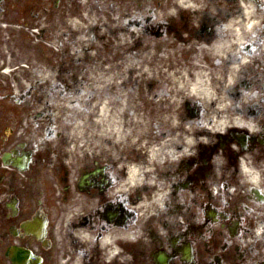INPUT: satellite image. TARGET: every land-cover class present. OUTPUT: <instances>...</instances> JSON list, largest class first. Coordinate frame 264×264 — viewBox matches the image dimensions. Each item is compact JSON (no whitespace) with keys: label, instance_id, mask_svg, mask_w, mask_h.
Instances as JSON below:
<instances>
[{"label":"flooded vegetation","instance_id":"1","mask_svg":"<svg viewBox=\"0 0 264 264\" xmlns=\"http://www.w3.org/2000/svg\"><path fill=\"white\" fill-rule=\"evenodd\" d=\"M49 2L0 0V35L11 33L22 15L49 13ZM250 4L249 0H224L225 9L216 11L215 18L200 20L204 31L182 26L166 29L202 37L209 45L221 42L228 52L224 60L215 57L216 90L232 99L227 113L252 116L264 111V4L254 3L253 12L246 13L244 7ZM259 124L264 125V117ZM236 131L241 142L232 140L235 146L245 142L255 150L264 141L257 136L255 120ZM180 135V130L168 131L166 139L180 142ZM231 142H212L206 157L183 160L178 146L169 147L175 152L167 162L172 165L161 172L169 196L158 211L141 213L142 217L132 210V190L125 193L128 204L122 197L125 194L112 193L117 174L108 173V167L97 179L108 184L83 189L80 177L82 181L91 172L73 176L65 170L60 150L46 147L39 152L30 147L32 156L21 177L19 171L4 166L6 144L2 142L0 264H264V243L259 239L250 243L247 238L256 229L253 210L242 200L228 199L226 190H217V195L212 191L220 181L226 187L236 182L242 154L228 151ZM219 148L225 165L217 176L211 161L219 155ZM26 150L21 144L12 148L18 153ZM51 155L56 156L54 161L49 160Z\"/></svg>","mask_w":264,"mask_h":264},{"label":"bare ground","instance_id":"2","mask_svg":"<svg viewBox=\"0 0 264 264\" xmlns=\"http://www.w3.org/2000/svg\"><path fill=\"white\" fill-rule=\"evenodd\" d=\"M123 1L124 3L121 4V2H119L120 6L117 7V15L119 18L127 16L133 7V2L130 0ZM194 2L195 0H168V6L172 10L177 9L179 6L195 7L193 6ZM163 6H167V3ZM106 10L107 8H105V5L101 4L97 10L96 18L100 19L104 16ZM164 11L166 12L167 9L165 8ZM107 18L109 20H107L108 24L105 25V29H108L112 25H117L120 29L126 28L134 33L133 29L123 25L125 18L122 20L118 18V21H115L112 20L110 13L107 14ZM155 18L163 22L175 20L173 16H167L165 14L159 16L158 13ZM177 40L178 36L176 33H174L173 37H165L163 40H154L150 37L147 38L145 52H143L141 56L139 67L138 64H131L129 67L130 72L135 75L134 78H139L140 82L147 81L148 79L157 81L160 77L169 81L170 92L167 93L166 98L160 99L159 101L160 106H163V112H160L159 108L151 112L141 108L144 102L139 97H134L133 100L130 101L123 95L117 99L115 95L106 91L107 87L113 82L112 69L108 67L104 70L108 75V79L99 78V80H96V78L92 77L91 87L95 96L91 103V109L92 111L95 110L96 114L93 115L91 131L86 130V125L83 122L74 127L75 132H84L81 133L82 135L80 136L79 142L81 145H88L93 154L95 153L94 156L98 157L96 151L97 149L99 151L100 146L101 151L105 153V156L108 157L112 163L117 162L128 165L127 172L129 174L127 177V184L136 185L141 181L142 177L152 179L150 176L153 172L152 162H143L141 156L133 155V152L141 151L144 146H150L153 147L154 156H157L171 146H179L177 143L178 141L172 143L171 140L166 139L164 135L155 136L154 134H157V131L154 133L153 128L149 127V124L153 123V120H150L149 117H159L160 120L166 119L167 123L172 128L171 131L175 132L181 130L180 124L176 118L181 117L179 113L180 102H183L185 99L183 95L186 89L200 92L201 95L205 97L206 103L214 96L213 91L215 90L211 78L205 74V70H203V72L200 71V64L203 63L202 57H207L216 53V45H212L211 49L206 50L207 47L203 42H193L187 48H180V45H177ZM193 47H195L194 58L183 60L188 56L189 51L192 52L191 49ZM53 68L54 67H48L47 65L42 66L41 72L39 71V76L43 77L44 75L52 73ZM28 70L31 77L36 75L35 68H29ZM157 89L158 87H154L152 90L159 92ZM97 92H99L98 95ZM156 97L157 95L152 99H156ZM116 99L118 101L117 103ZM223 99L226 101L225 98ZM169 105L171 108L170 117L167 114ZM177 106L178 109L176 111ZM132 107L136 109L131 110ZM211 114L214 115L215 120L221 123H226L229 120L239 123L243 119L241 116L215 117L214 100H211L209 105V115L211 116ZM137 118L141 119V121H136ZM97 126L100 130H103L101 137L104 140L96 139L93 127ZM190 131L191 128L185 130L186 136L183 140V143L187 147L191 146L194 142ZM129 139H132V150L129 148L120 150L117 142L122 143ZM103 143H107L108 147L104 148L102 146ZM250 177L252 181L255 180V183L258 182V175L252 173Z\"/></svg>","mask_w":264,"mask_h":264},{"label":"rangeland","instance_id":"3","mask_svg":"<svg viewBox=\"0 0 264 264\" xmlns=\"http://www.w3.org/2000/svg\"><path fill=\"white\" fill-rule=\"evenodd\" d=\"M117 2H118V0H99V4H104L105 6H107L109 8L117 6L116 5ZM158 5H160V4H158ZM59 14H60V12H59ZM195 24H196V22H195ZM181 25H182V23H181ZM22 32L24 33L23 29H22ZM148 36L149 35H147V34H144L143 36L136 35L135 37H133V40H134V42H136V41L138 42L141 38H144L145 41H146ZM81 37H82V39L88 41L90 39V34H86V36H85L82 33ZM54 39H56V37H54ZM66 39H70L72 41V37L65 36L64 37V41ZM122 39H123V41H126L128 43L131 42L130 36L128 34H126V33L124 35H122V36H119V37L115 36L116 43H115L114 47H112L111 54L109 56L106 55V53H104V52H99V51H103V48H104L103 45L98 46L97 52H99V54H98L97 57L95 55L92 56L93 64L96 67L98 66V64L100 62H103V63L109 62L110 64H116L117 63V65H116L117 67H118V64H119L120 61H122V62L125 61L126 63H128V66L130 64H136V63L138 64L139 63V55H141V53L143 52V45H145V41L143 39H141V41H140L141 50L137 54V56L135 58L133 56H123L122 52L124 50H121V51L118 50V47H116V46L119 43L123 42V41L121 42ZM152 39H155V38L152 36ZM13 40L15 42H14V44L11 45V48H10L11 50H10V52L7 53V55L3 54V49L4 50H6V49L5 48H0V56L3 59L0 62L1 67H2V68H0V71L1 70H5V68L7 67V65H8V63L10 61L13 62L12 63L14 65L13 68L19 67V65L23 66L24 64H26L25 58L21 57V55L24 54V52H22L21 50H18L15 47L16 42L17 43L19 42L18 37H15ZM40 41L41 40H34L33 46H35V44L37 42H40ZM80 43H82V42L80 41ZM88 44L89 43H86V45H88ZM186 44H187V42H183V45H186ZM23 45L27 46V43H23ZM53 45H54L53 53L49 52V51H46L45 54H43V55L41 54V58L43 57V61L47 62V64L49 66L55 65L57 62H60V60H61L60 59L61 48L59 47V40H58L57 43L55 42ZM68 46H70V45H68ZM71 47L72 46H70V48ZM55 50H57V52ZM13 54H16V59H15V56H13ZM68 54L69 53H67V55L63 56L64 59L65 60H72L71 57L70 58L68 57ZM82 55H86V56L88 55L89 56V54H87V53H85V54L82 53ZM19 58H20V62L18 61ZM120 58H123V59L119 60ZM4 63H5L4 66H6L5 68H4V66H2ZM32 64H34L35 66L36 65H40V64H38V61H36V59H34ZM15 65H17V66H15ZM100 66H102V65H100ZM128 66H127V68H128ZM138 67H139V64H138ZM29 68H32L31 64L29 65ZM127 68L123 69L124 75L121 73V70H122L121 68L116 70L115 71V72H117V76L116 77H118V76L120 77L122 75H123V77H128V75L125 73L126 71H128ZM57 69L58 68H56L55 73L52 74V76L49 78V80L47 82L49 83L50 81H52V82H54L53 84L56 83L57 86L62 87L60 82L56 81L57 77L59 76V75H57ZM37 70L39 71V67L35 68V71H37ZM7 76H8V78H10L12 75H7ZM94 76H95V78L96 77L97 78H106V73H104L103 71L97 69L96 72H94ZM37 79L38 80L42 79V77L37 76ZM1 80H2V77H0V81ZM117 81H119V80H117ZM136 81L139 82L140 80L137 79ZM158 81H160L159 84H158V88L161 90L162 93H165L164 90H166V89L168 91H170V89H168V86H167V85H169V81H167V79L160 77L158 79ZM10 83H12V81H10ZM48 83L46 85L43 84V86H40V87H44V86L50 85ZM116 85L117 84H113L110 87L112 88V87H115ZM148 85H149V83L146 84V83H141V82L136 83L134 81H127V84L123 85V86H125L127 88H121V90H119L116 93L118 95H120L123 91H125L124 93H127L128 96L131 97V98H133L135 96L142 97V100H143L144 104L141 106V108L147 109V111L150 112V111H153V108L151 106H149L148 102H147V100L150 99L149 92H148ZM129 87H133V88L130 89ZM48 88L50 89V86H48ZM9 91H10V89H9ZM134 92H136L135 96L133 95ZM187 92H189L188 89L185 90L184 94L186 95ZM53 100L55 101L54 104H53V111H54L55 122H56L57 126L58 125L61 126V127H67L68 126V127H72L73 130H74L75 126H78L79 124H81L83 122L86 125V128H87L86 130L91 131V125H92V122H93V115L96 114V111L95 110L92 111V109H91V107H92L91 103L92 102L88 99L87 96L82 95V96H78L77 98H74L73 96H70V97H68V99H64L63 97H61V94L54 93ZM178 101H179V99H178ZM117 102L118 101L116 99V103ZM94 105H95V102H94ZM155 105L159 106L160 104H159V102H155ZM14 108H15V105H14V103L11 100H3V99L0 98V132L1 133L3 132L4 128L7 126L8 120H13V116L12 115L9 116V119H7V116L9 114L10 110H13ZM133 109H134V107L131 108V110H133ZM90 112H92V113H90ZM167 114L170 117V114H171L170 105L167 108ZM138 115H140V114H138ZM149 118L151 119V117H149ZM155 118H156L157 121H160L159 123L165 122L164 120H160L159 117H155ZM138 120L141 121V119L137 118L136 121H138ZM39 124L43 125V126H45V125L48 126L49 125V123L46 120L45 121L40 120ZM93 129L95 130V133H99L100 136L103 133L102 132L103 130H100L98 126L97 127H93ZM129 129H130V127H129ZM58 130H60V128ZM81 133H84V132L83 131L82 132L81 131L80 132H75L74 137L79 140V136H80ZM100 139L104 140L102 137ZM128 142L132 143V139H129ZM117 143L122 146L124 141L122 143H119V142H117Z\"/></svg>","mask_w":264,"mask_h":264}]
</instances>
